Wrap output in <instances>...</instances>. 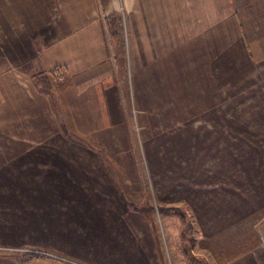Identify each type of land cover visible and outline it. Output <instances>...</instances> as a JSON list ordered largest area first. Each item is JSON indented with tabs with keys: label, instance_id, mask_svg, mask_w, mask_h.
<instances>
[{
	"label": "rangeland",
	"instance_id": "obj_1",
	"mask_svg": "<svg viewBox=\"0 0 264 264\" xmlns=\"http://www.w3.org/2000/svg\"><path fill=\"white\" fill-rule=\"evenodd\" d=\"M107 1L101 11L114 57L118 124L97 117L107 115L97 107L92 118L72 117L61 73L37 76L48 93L34 86L49 98L53 114L44 121L53 126L37 123L35 115L20 123L0 120V264H205L206 239L216 231L208 210L231 201L230 190L246 196L259 190L264 55L231 29L223 79L220 69L207 89L182 79L183 92L177 71L157 69L168 75L151 73L148 81L172 85L148 99L144 68L156 67L151 61L175 47L152 59L136 51L122 0L117 7ZM232 9L231 3V18ZM99 200L115 217L106 240L92 220Z\"/></svg>",
	"mask_w": 264,
	"mask_h": 264
},
{
	"label": "crops",
	"instance_id": "obj_2",
	"mask_svg": "<svg viewBox=\"0 0 264 264\" xmlns=\"http://www.w3.org/2000/svg\"><path fill=\"white\" fill-rule=\"evenodd\" d=\"M101 2L0 0V120L20 123L25 116L28 119L35 115L37 123L52 125L44 121L53 118L49 98L35 88L33 77L57 69L68 83L63 94L72 117L92 118L95 115L90 111L97 107L107 111V115L97 117H110L118 124L119 113L111 91L114 57ZM107 2L117 7L118 0ZM231 3L235 13L232 18ZM122 4L136 51L152 59L165 53L167 45L175 47L161 59L151 61L157 62L156 67L152 64L147 71L144 68L148 99L155 93L159 95L161 86L172 85L165 79L148 81L151 73L168 75L156 74L157 69L177 71L173 77L181 80L183 92L187 82L182 79H194L206 89L215 84L214 71L220 69L223 79V69H228L231 56V29L238 38L243 37L247 48L253 43L257 56L264 55V0H122ZM178 66L183 69L178 71ZM261 175L259 190L247 196L230 190L231 201L224 202L219 211L208 210L216 231L206 239L205 264H264V246L260 244V235L264 234V170ZM98 202L97 219L92 220L97 221L99 239L106 240L111 227H115V217L111 207ZM218 213L224 217H218ZM129 225L132 230L133 223ZM148 232L149 228L143 230L144 240ZM99 253L102 257L106 254L104 249Z\"/></svg>",
	"mask_w": 264,
	"mask_h": 264
},
{
	"label": "trees",
	"instance_id": "obj_3",
	"mask_svg": "<svg viewBox=\"0 0 264 264\" xmlns=\"http://www.w3.org/2000/svg\"><path fill=\"white\" fill-rule=\"evenodd\" d=\"M57 72H58L57 69H54V70L48 72V75L52 78L53 76H55L57 74ZM37 76H39V74L33 77L34 84L37 85L41 89L42 92L47 91V93H48V89L45 86L46 85L45 79H41V78L39 79V77H37Z\"/></svg>",
	"mask_w": 264,
	"mask_h": 264
},
{
	"label": "built area",
	"instance_id": "obj_4",
	"mask_svg": "<svg viewBox=\"0 0 264 264\" xmlns=\"http://www.w3.org/2000/svg\"><path fill=\"white\" fill-rule=\"evenodd\" d=\"M260 244L261 246H264V234L260 235Z\"/></svg>",
	"mask_w": 264,
	"mask_h": 264
}]
</instances>
